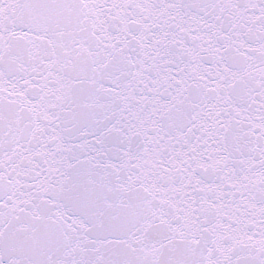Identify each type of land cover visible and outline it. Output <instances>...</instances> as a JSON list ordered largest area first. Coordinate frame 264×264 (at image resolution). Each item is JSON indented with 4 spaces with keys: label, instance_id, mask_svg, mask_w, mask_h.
Returning a JSON list of instances; mask_svg holds the SVG:
<instances>
[{
    "label": "snow or ice",
    "instance_id": "snow-or-ice-1",
    "mask_svg": "<svg viewBox=\"0 0 264 264\" xmlns=\"http://www.w3.org/2000/svg\"><path fill=\"white\" fill-rule=\"evenodd\" d=\"M0 264H264V0H0Z\"/></svg>",
    "mask_w": 264,
    "mask_h": 264
}]
</instances>
